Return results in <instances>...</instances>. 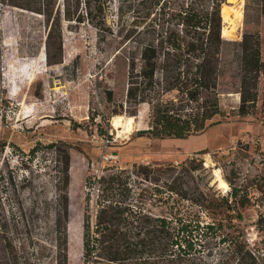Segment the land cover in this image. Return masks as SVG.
Listing matches in <instances>:
<instances>
[{"label":"trees","instance_id":"16d2710c","mask_svg":"<svg viewBox=\"0 0 264 264\" xmlns=\"http://www.w3.org/2000/svg\"><path fill=\"white\" fill-rule=\"evenodd\" d=\"M250 1L264 18V0ZM111 2L0 0V9L14 8L42 18L45 62L55 66L63 58V23L89 22L101 30ZM225 2L137 0L148 24L126 52L128 109L124 111L135 117L139 106H148L147 128L137 136L187 139L205 132L225 116L218 102L224 91L239 94V116L256 108L259 81L264 77L263 38L259 32L245 30L239 41L225 39L221 31ZM227 48L233 54L230 60L225 57ZM107 100H112L110 91ZM118 115L117 111L112 114ZM99 117L108 120L99 114L92 120ZM0 146L19 151L17 158L25 156L13 143L0 142ZM40 148L52 150L59 163L56 253L57 264H67L70 157L56 143L37 144L29 151V161ZM195 155L164 167L109 165L98 175L86 177L83 264H264V248L250 247L239 227L243 221L240 210L249 205L250 198L230 183L225 195L215 190L208 168ZM255 225L258 231L264 229V214L258 215ZM5 228L0 217L2 258L16 260L15 245Z\"/></svg>","mask_w":264,"mask_h":264},{"label":"rangeland","instance_id":"374dc122","mask_svg":"<svg viewBox=\"0 0 264 264\" xmlns=\"http://www.w3.org/2000/svg\"><path fill=\"white\" fill-rule=\"evenodd\" d=\"M137 5V0H112L101 30L89 22H64L62 63L55 66L45 62L42 18L14 8L0 9V142L13 143L25 154L20 159L19 151L0 146V217L17 252L16 260H7L0 248V264H57L59 163L46 148L28 160L31 148L51 143L67 150L70 157L67 264H83L86 177L109 165H177L202 150L207 153L195 157L208 168L210 185L225 195L230 183L250 198L240 210V231L250 247L264 248V229L258 231L255 225L258 215L264 214V77L259 81L256 108L247 116L237 113L239 94L224 91L218 102L225 116L205 132L187 139L137 136L147 128L148 106H139L135 117L124 114L128 109L126 52L148 24L146 11ZM221 9L222 27L231 26L223 19L229 21L241 12V21L225 33L230 35L225 39L239 41L246 30L259 32L264 44V18L255 3L236 0L225 2ZM232 56L227 48L225 57ZM115 111L121 113L120 128L112 126ZM97 114L108 120H92ZM129 118H133L130 132L126 130ZM218 179L227 188L220 187Z\"/></svg>","mask_w":264,"mask_h":264},{"label":"bare ground","instance_id":"6f19581e","mask_svg":"<svg viewBox=\"0 0 264 264\" xmlns=\"http://www.w3.org/2000/svg\"><path fill=\"white\" fill-rule=\"evenodd\" d=\"M231 1H233V3L236 2V0H231ZM240 1L242 2L243 0H240ZM240 19H241V12H240V10H238V11L235 12V14L233 15V17H232L231 20L227 21V20L223 19V22L224 23L225 22H229V24H231V26L230 27H226V25H223V27H222V34L225 35V36H230V35L225 34V33L226 32H230L231 33L232 30H235V28L237 27L238 22L241 21ZM120 120H121V116L114 117L112 119V126L115 127V128H120L119 127ZM132 125H133V118H129L127 120V122H126V130L128 132L131 131ZM218 182H219L220 187L227 188L226 184L222 180H219L218 179Z\"/></svg>","mask_w":264,"mask_h":264},{"label":"water","instance_id":"95a60500","mask_svg":"<svg viewBox=\"0 0 264 264\" xmlns=\"http://www.w3.org/2000/svg\"><path fill=\"white\" fill-rule=\"evenodd\" d=\"M239 1V0H238ZM226 4H234L233 3V1H231V0H226ZM221 31H222V29H221Z\"/></svg>","mask_w":264,"mask_h":264}]
</instances>
